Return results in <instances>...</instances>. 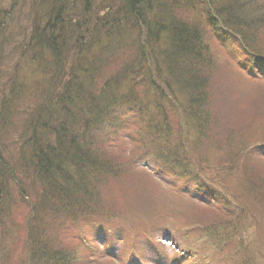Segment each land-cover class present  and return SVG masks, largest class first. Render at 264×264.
<instances>
[{"label":"trees","instance_id":"16d2710c","mask_svg":"<svg viewBox=\"0 0 264 264\" xmlns=\"http://www.w3.org/2000/svg\"><path fill=\"white\" fill-rule=\"evenodd\" d=\"M20 1L0 0V264H78L67 233L91 218L115 221L110 186L147 159L156 177L214 195L205 208L224 219L204 230L212 243L189 263L264 264L263 245L254 255L244 237L247 206L264 218V144L224 152L216 165L199 152L228 120L212 101L213 38L264 85L262 0ZM238 138L212 142L232 154Z\"/></svg>","mask_w":264,"mask_h":264},{"label":"rangeland","instance_id":"374dc122","mask_svg":"<svg viewBox=\"0 0 264 264\" xmlns=\"http://www.w3.org/2000/svg\"><path fill=\"white\" fill-rule=\"evenodd\" d=\"M34 1L36 0H21L18 5L27 6L29 9ZM260 3L264 5V0ZM1 6L6 8L8 1L2 2ZM256 18L257 36L260 42L264 43V20L262 15H257ZM19 19L22 23L25 20L22 13L15 20ZM230 44L226 42L218 46L214 38L211 42V49L219 68L213 73L211 87L213 105L215 106L217 102L216 109L220 112L224 110L222 105L228 108V120H224L222 126L216 125L212 128L211 140L214 142L228 132L240 137L238 139L241 143H237V139L229 141V145L233 147L232 154H229L224 150L222 141L217 145L210 140L206 142L199 152L212 165H216L219 159L222 160L226 153L231 157L242 146L245 145L247 148L251 141L264 144V85L248 79L242 69V66H246L245 59L241 58L243 56L240 53H234ZM246 123H251L252 127L246 126L240 130L239 127ZM226 136L228 135H225V138ZM155 167L149 159L138 162L137 165L132 161L131 166L128 163L126 172L119 178L120 181L110 186L114 189L110 191L108 210L112 213L110 218L115 221L107 225L97 222L99 218H91L93 220L82 222L75 230L70 231V234L67 233L66 242L77 247L78 264H138L130 257L134 255L146 264H174V262L192 264L189 263V253L193 249L196 250L203 241L212 243V240L206 237L204 230L209 228L210 223L214 227L216 223L224 220L219 212L214 218L205 208L204 204L211 202L214 195L209 193L207 195L206 192L198 195L194 185L188 183L187 186H183L184 181L181 182L179 179L175 181L167 177L166 172H161L156 177L153 174L157 168ZM123 180L125 183L122 182ZM182 191L186 200L185 196L180 194ZM193 194H196L195 200L203 204H195L191 199ZM238 200L242 201V199ZM242 204L245 205L246 201ZM247 207L252 216L250 222L252 226L248 227L244 237L249 249L256 255L262 249V245L264 247V218L260 216V210L255 206ZM177 216L180 217L177 219L182 225L191 227L187 229L188 237H185L181 230H177L178 223L175 220ZM177 251L183 255V261H177L178 257L175 254ZM193 255L191 253V256ZM88 259H96V263H89ZM203 259L202 256L198 263L203 264L201 262Z\"/></svg>","mask_w":264,"mask_h":264}]
</instances>
